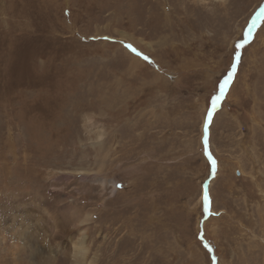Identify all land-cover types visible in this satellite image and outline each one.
I'll return each mask as SVG.
<instances>
[{
	"label": "rangeland",
	"instance_id": "obj_1",
	"mask_svg": "<svg viewBox=\"0 0 264 264\" xmlns=\"http://www.w3.org/2000/svg\"><path fill=\"white\" fill-rule=\"evenodd\" d=\"M83 236L85 264H264V0H0V264Z\"/></svg>",
	"mask_w": 264,
	"mask_h": 264
},
{
	"label": "bare ground",
	"instance_id": "obj_2",
	"mask_svg": "<svg viewBox=\"0 0 264 264\" xmlns=\"http://www.w3.org/2000/svg\"><path fill=\"white\" fill-rule=\"evenodd\" d=\"M85 240L86 236H83L82 239H79V242L75 244L73 264H85L88 253V247L86 246Z\"/></svg>",
	"mask_w": 264,
	"mask_h": 264
},
{
	"label": "water",
	"instance_id": "obj_3",
	"mask_svg": "<svg viewBox=\"0 0 264 264\" xmlns=\"http://www.w3.org/2000/svg\"><path fill=\"white\" fill-rule=\"evenodd\" d=\"M257 22H258V18H257ZM250 32H251V30H250ZM237 65V61H236V63H235V66ZM234 72H235V69H234ZM233 75V74H232ZM232 75H231V79H229V82H228V84L225 86V88L223 89V95H221V99H220V101H219V103L213 108V110H212V112H211V115H210V117H209V120H208V123H209V121H210V118H211V116H212V113H214L220 106H221V103H222V101L224 100V96H225V94L227 93V91H228V89H229V87H230V85H231V83H232ZM208 136V130H206V137Z\"/></svg>",
	"mask_w": 264,
	"mask_h": 264
},
{
	"label": "snow or ice",
	"instance_id": "obj_4",
	"mask_svg": "<svg viewBox=\"0 0 264 264\" xmlns=\"http://www.w3.org/2000/svg\"><path fill=\"white\" fill-rule=\"evenodd\" d=\"M129 47H131V46H129ZM133 51H135V49H133ZM147 59V58H146ZM229 79H231V76L229 77ZM228 83V81L226 80L225 81V85ZM221 95H223V90L221 91ZM218 99V98H217Z\"/></svg>",
	"mask_w": 264,
	"mask_h": 264
}]
</instances>
